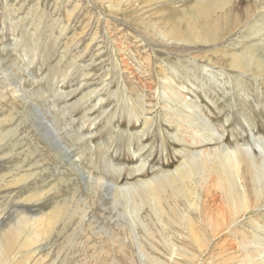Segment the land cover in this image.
Returning <instances> with one entry per match:
<instances>
[{
  "label": "rangeland",
  "instance_id": "374dc122",
  "mask_svg": "<svg viewBox=\"0 0 264 264\" xmlns=\"http://www.w3.org/2000/svg\"><path fill=\"white\" fill-rule=\"evenodd\" d=\"M194 2L0 0V212L8 226L24 216L38 223L64 204L46 237L21 236L2 264H264V70H235L229 56L251 40L262 52L264 36L238 5V30L212 21V43L165 36L202 23ZM236 146L249 163V215L233 221L213 161L233 158L222 153ZM213 150L192 178L196 194L164 200L158 216L88 182L133 189ZM27 172L29 189L17 182ZM207 190L216 197L204 201Z\"/></svg>",
  "mask_w": 264,
  "mask_h": 264
},
{
  "label": "bare ground",
  "instance_id": "6f19581e",
  "mask_svg": "<svg viewBox=\"0 0 264 264\" xmlns=\"http://www.w3.org/2000/svg\"><path fill=\"white\" fill-rule=\"evenodd\" d=\"M162 1L175 2L176 0H107V5L108 7L115 6V8H120V6L126 2L128 5L138 4L143 7H147L146 3L148 2L159 4ZM211 2H213L214 6H212ZM244 4L245 7H243ZM193 5L197 7L195 8V18L201 19L202 23L197 24L194 22V24L184 32L183 36L175 37V32L172 30H169L168 35L165 36L182 42H198L204 44L212 43L216 41V38L208 26L210 22H217L220 18H226L231 24L232 29L225 31V34H229L236 29L238 30V27H240L243 18L237 13V5L239 9H244L246 11L244 20L250 21L254 18L255 21L253 22V25L256 23V34L259 36H264V34H262V31H264V0H195ZM230 12H232V16L228 15ZM196 25L199 27L196 28ZM253 41L254 40L243 42V45L239 48L238 52L229 54L231 66L233 69L238 71H240V68L243 69L244 73L250 70L249 68L251 64H254L255 70L252 72V75L261 76L262 71L264 70V44L261 48L262 52L257 53ZM231 45L237 46L239 45V42H234ZM45 131L46 135L50 136L48 133L49 130ZM235 148L236 149L231 153L228 152L225 154L221 151L219 152L226 156L234 155L233 158H221L219 165H216V162L213 161L215 168L214 170L217 176V184L225 200L226 207L230 209V213L232 215L231 219L233 221L243 215H249L246 174V172L249 171V163L246 160L247 156H245V149L238 146ZM217 151L213 150L212 152L204 151L199 153L200 156L195 158L193 161L190 160L186 165H184V167L173 170L161 177L156 178L155 180L146 181L142 184H139L133 189L123 187H120V189L117 188V186L113 187L114 184L111 181L109 182L108 179L107 181L104 180V182H100L99 180L94 182L92 179H89L88 182L94 183L95 185L104 186L107 191L111 192V195L115 200H117V195L121 192L126 194L125 201L134 202L135 199L138 198L140 204L148 205L152 213L158 216L160 212H165L163 207L164 200L167 201L168 198L173 199L174 196H176L184 202H187L190 197L196 194L197 188L195 183H193L192 178L194 175H197V173L201 174L204 164L206 162L208 163L206 155L209 154L210 156V153H217ZM108 164L109 162L106 161L107 166ZM207 179L208 177H202L200 180L202 181L201 187L211 186L210 181L214 180V177L209 176V180ZM32 180L35 182L33 174L27 172L22 177H20L17 182H23V185L29 189L31 187H29V184H32L30 182ZM239 181L244 186V189L242 190L239 188ZM22 190L23 189H21V191ZM209 196L215 198L216 194L207 190L204 201H206V198ZM41 202L42 197H40L38 194L33 195V204H36L41 208ZM63 208L64 204L53 206L51 215H47V217H41L38 223L36 222L38 219H30L29 217L24 216L17 220L14 225L10 226L5 224L6 222L3 219L8 217V212H0V235H2L0 237V264H2V261L7 256V253H9L21 236L25 234L27 236V239L23 241V244H25L27 241H29L30 244L33 242L38 243L42 238L46 237V235L50 233L54 224L57 222V219L61 215ZM168 210H173V208L169 205ZM199 213L204 215L205 219H210L212 214L211 211L205 206L200 208ZM174 216L178 217L180 224L191 225L193 222L192 217L189 214L185 215L182 213V211L180 212L177 209L174 210ZM5 225H7V228L5 230L1 229ZM177 252L182 257H193L190 252L179 247H177Z\"/></svg>",
  "mask_w": 264,
  "mask_h": 264
}]
</instances>
